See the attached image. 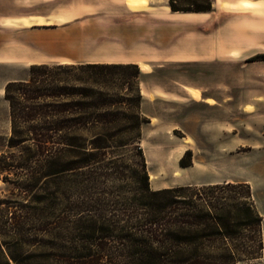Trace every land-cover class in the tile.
Returning <instances> with one entry per match:
<instances>
[{
    "label": "trees",
    "instance_id": "trees-1",
    "mask_svg": "<svg viewBox=\"0 0 264 264\" xmlns=\"http://www.w3.org/2000/svg\"><path fill=\"white\" fill-rule=\"evenodd\" d=\"M167 6L172 12H208L212 0H168ZM141 74L134 63H34L23 78L4 84L9 134L8 151L0 153V171L35 165L40 173L26 177L20 187L30 190L49 176L54 183L51 206H41L42 199L4 201V264L235 263L228 252L216 258L198 246L180 244L230 237L242 228L250 229L258 246L236 254H260L262 216L248 184L150 188L140 145L142 124L149 122L141 112ZM9 150L19 151L22 159L15 160L12 152L8 156ZM179 165H191L189 150ZM109 194L122 204L131 194L129 200L142 207L132 212L134 223L118 226L119 216L107 222L99 205L108 203L104 199ZM89 207L96 216L87 215ZM109 236L126 246L109 248L104 241Z\"/></svg>",
    "mask_w": 264,
    "mask_h": 264
},
{
    "label": "rangeland",
    "instance_id": "rangeland-1",
    "mask_svg": "<svg viewBox=\"0 0 264 264\" xmlns=\"http://www.w3.org/2000/svg\"><path fill=\"white\" fill-rule=\"evenodd\" d=\"M108 1L112 4L122 2ZM104 3L105 0H10L9 15L13 18L5 19L3 24L10 26V29H18L61 24L79 17L74 32L76 39L80 37L81 41L83 13L98 9ZM167 4L168 0L166 3L164 0H140L142 8L139 10L149 5L147 10L155 17L162 14L171 21H158L159 18H156L155 25L149 26L140 41V44L151 46H140L133 56L135 64L141 60L150 66V71H141L140 77V91L142 97L146 98L142 100L141 112L149 119V122L142 124L140 145L146 160L150 188L178 185L199 187L224 181L248 184L254 204L262 216L261 250L257 257L243 258L236 254L257 249L258 238H254L250 229L245 228L230 237L218 235L212 241H188L180 245L198 246L204 253L216 258L228 252L236 259L235 263L213 261L207 264H264V53L254 54L264 51V43L253 44L244 40L241 17H238L241 13L229 8L226 0H214L208 12H192V19L178 18ZM36 14H46L48 17ZM39 17L50 23L24 26L21 21L31 19L33 22ZM139 30L142 32L144 28L140 26ZM94 33L96 36L93 39L99 40L97 30ZM225 37L228 39L225 40ZM100 46L91 44L92 55L100 54ZM233 50L236 56L230 55L229 52ZM13 51L0 49V59L13 58ZM254 55L259 56L255 60L262 62H250ZM27 68L0 65V153L8 151L9 134L8 104L3 98V86L12 78L25 76ZM190 88L199 91L198 98L190 93ZM205 98H213V103L203 102ZM245 104L251 105L252 109L244 111ZM244 112L252 113L245 115ZM186 150L191 152V165L181 167L179 159ZM10 152L15 160L22 159L19 151L9 150L8 156ZM38 169L31 165L23 169L14 168L9 173L0 171V214L4 201L21 204L42 199L41 206L52 205V176L38 179L30 190L19 186L26 177L37 176L40 173ZM129 195L125 198L128 201L122 204L114 203L119 198L109 194L104 199L108 203L99 205L107 222L112 223L117 216L122 218L116 221L118 226L135 222L132 212L142 207L132 203ZM87 215L93 217L96 213L92 209ZM104 241L111 249L126 246L124 240L114 236L105 237ZM151 244L170 246L168 242ZM0 246V264H4L3 255L8 258V254L1 244V237Z\"/></svg>",
    "mask_w": 264,
    "mask_h": 264
},
{
    "label": "crops",
    "instance_id": "crops-1",
    "mask_svg": "<svg viewBox=\"0 0 264 264\" xmlns=\"http://www.w3.org/2000/svg\"><path fill=\"white\" fill-rule=\"evenodd\" d=\"M120 1L122 2L112 4L105 0L106 3L102 7L99 6L98 9L83 13L81 21L83 31L80 41V37L76 39L74 32L78 27L79 17H74L61 24L32 25L10 29V26L3 24L5 19L13 18L9 15L10 0H0V49L14 50L11 55L13 58L0 59V65L24 68L34 63L104 62L135 64L133 56L136 55L137 49L140 46H151L144 43L140 44L144 37L143 34L147 32L150 25H155L156 18H159L158 21L167 19L162 14L155 17L153 13L147 10L149 5L142 10L130 9L124 4V0ZM164 1L166 3V0ZM226 1L231 9L235 8L239 2L243 4L242 10H233L241 13L238 17H241L244 40L253 44H263L264 0ZM213 5L214 0H212ZM36 16L48 17L46 14H36ZM140 26L144 28L142 32L139 30ZM94 30H97L96 34L100 37L99 40L93 39L96 36ZM81 42L82 45H80ZM76 43L78 44L77 47ZM92 43L102 45L99 47L100 54L98 56L92 55ZM262 53L264 51L261 50L254 54ZM250 62L262 61L252 60ZM259 97L257 96V98ZM250 113L244 112L245 115Z\"/></svg>",
    "mask_w": 264,
    "mask_h": 264
},
{
    "label": "bare ground",
    "instance_id": "bare-ground-1",
    "mask_svg": "<svg viewBox=\"0 0 264 264\" xmlns=\"http://www.w3.org/2000/svg\"><path fill=\"white\" fill-rule=\"evenodd\" d=\"M124 3H125V5L128 7V8H130V9H140V8H142V6L140 5V0H124ZM166 8H168V7H166ZM242 8H243V4H242V2H239L238 4H236V6H235V8H233V9H237V10H242ZM175 13H177V16H178V18H180V19H192L193 18V13L192 12H183V11H175ZM35 19V18H34ZM44 19V18H43ZM42 18H37V19H35V20H33V22H31L30 20L31 19H29V20H26V19H23V20H21L22 21V24L24 25V26H29V25H31L32 23L34 24V23H36V24H42V23H50V22H48V21H45L44 22V20H43ZM220 37V36H219ZM226 38L228 39V37H225V40H226ZM215 41V40H214ZM222 41H224L223 39H222ZM221 42V41H220ZM228 42V41H227ZM229 43V42H228ZM222 44V43H221ZM226 44V43H225ZM215 45V44H214ZM216 46V45H215ZM219 46H220V44H219ZM223 47H224V45H223ZM216 48H218V47H216ZM220 48V47H219ZM227 50V49H226ZM234 51L235 50H233V52H229L230 53V55L231 56H236V52L234 53ZM229 55V56H230ZM238 57V56H237ZM236 57V58H237ZM136 64L138 65V67H139V70L140 71H142V72H147V71H150V66L149 65H147V64H145V63H142V61L140 60V61H137L136 62ZM190 93L195 97V98H198L199 97V91L198 90H195V89H193V88H190ZM203 102H205V103H210V104H212L213 103V100L211 99V98H205V99H203L202 100ZM252 106L251 105H246L244 108H243V110L244 111H250L252 108H251ZM187 141V140H186Z\"/></svg>",
    "mask_w": 264,
    "mask_h": 264
}]
</instances>
